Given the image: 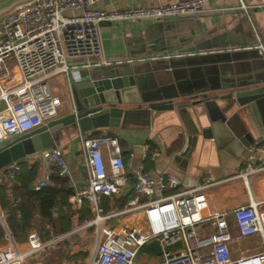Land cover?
<instances>
[{
    "label": "built area",
    "instance_id": "2783aa9c",
    "mask_svg": "<svg viewBox=\"0 0 264 264\" xmlns=\"http://www.w3.org/2000/svg\"><path fill=\"white\" fill-rule=\"evenodd\" d=\"M97 1L23 0L0 15V145L54 118L60 101L47 84L49 78L61 74L69 85L74 78L72 73L80 68L164 56L104 60L100 23L195 13L209 4V0H156L155 4L106 10L93 7ZM238 8L248 13L249 5L238 0ZM255 37V44L245 49L255 48L264 58V41L256 30ZM80 144L86 184L69 199L81 197L88 203L93 217L85 227L94 225V229L92 247L86 259L77 261L79 264H144V260H136V255L152 239L157 240L161 250L153 264H264V208L254 201L224 210L209 207L218 184L236 177L246 178L264 170V166L245 162L243 172L218 180L204 176L200 182L181 186L167 170L151 177L142 164L129 177L125 165L131 166L134 152L128 150L124 159L113 135L81 136ZM252 144L249 151H264V132ZM140 149L142 160L159 157V150L149 142H144ZM40 159L52 167V173L68 175V164L59 148L44 150ZM18 169V163H11L7 177L11 179ZM49 175L33 181L31 187L48 185ZM129 181L127 200L103 207L102 199L118 196ZM17 201L12 200V205ZM228 217L233 219L236 236ZM118 219L124 221L117 223ZM204 224L210 230H204ZM251 236H259L258 249L234 257L230 243ZM5 237L10 238L8 231ZM62 237L42 241L39 233L31 230L24 252L14 249L8 253L0 248V264H23L26 256L42 251ZM176 246L178 249H174Z\"/></svg>",
    "mask_w": 264,
    "mask_h": 264
},
{
    "label": "crops",
    "instance_id": "0c3cea01",
    "mask_svg": "<svg viewBox=\"0 0 264 264\" xmlns=\"http://www.w3.org/2000/svg\"><path fill=\"white\" fill-rule=\"evenodd\" d=\"M244 2L249 5L251 26L248 23L247 25L238 23L236 15H226L225 19L215 16L174 22L160 18L99 24L101 54L104 60L164 55L156 59L134 60L122 64L143 86L140 87V92L145 97L144 102L142 101L139 107L122 106L124 113L117 127H101L82 134L78 133L73 125H66L54 132L55 144L63 152L69 168L68 175L64 176L67 177L68 186L72 189V194L67 198L72 213L69 230L59 233L56 223L38 220L35 214L31 226L21 233L16 230V238H13L5 222V211L0 208V248L6 247L2 243L4 239L11 250L24 252L27 249L26 237L31 230H37L42 241L50 239H43L42 234L47 232L51 235L54 230L58 236L63 235L61 238L64 242L63 253L68 258L59 261L55 260L57 257L46 256L43 260L38 258L44 249H49L47 248L49 245L40 252L26 256L23 264H76L79 258L77 256L86 249L82 236L85 225L79 224L88 221L92 214L88 207V213L83 221L77 222L78 212L85 200L81 197H74L73 200L69 198L86 184L80 137L89 133L115 136L124 159L128 150L134 152L131 166L125 165L129 177L132 170L142 164L144 171L151 177H156L161 171L167 170L180 181L181 186H188L200 182L204 176L218 180L243 172L245 162L252 166H264V151L258 149L249 151L253 141L262 134L248 104H243L251 99L254 93L246 92L240 94L239 98H234L227 93V89H219L214 102L222 118L215 123L217 126L213 125L206 111H203V103H197L198 99L195 97L201 87L211 86L212 90L217 91V86H225L233 80L229 75V67L234 62L230 60L231 54L240 58L239 62L246 64V54L249 52H246L245 47L249 41L256 38L255 30L261 34L264 41V16L258 11V8L264 5V0ZM155 3L156 0H99L93 7L110 10ZM222 7L238 8V0H209L207 8L201 11ZM100 66L104 67L98 65L82 71L77 70L72 73L73 79L84 77L86 73ZM247 68V66L242 68L244 74L250 73ZM251 72L259 74L264 72V68L257 67ZM47 84L60 101L54 118L63 117L72 109L66 78L59 74L49 78ZM168 100L170 101L165 102ZM261 101L260 103L256 101L258 110L263 107ZM144 142H149L152 147L159 150L157 159L153 161L141 159L140 146ZM21 163L27 166L36 165L35 177L28 183V187L46 174H55L52 173L53 169L49 164L36 156L28 157ZM6 171L7 167L0 174V184L5 187L10 180ZM130 184L131 181L118 196L103 198V207L112 202L117 206L127 200L131 190ZM48 185H53V182L49 180ZM4 193L6 195L8 189H5ZM212 193L209 207L213 210L231 209L250 201L258 202L260 208H264V170L252 173L246 178L236 177L220 183ZM17 213L14 211L15 215ZM123 219L116 222L120 223L124 221ZM228 223L232 234L236 236L232 217H228ZM76 224L78 226H75ZM203 229L210 230V227L204 224ZM6 231L10 234L9 239L5 237ZM74 233L79 234L75 237ZM259 244V236H251L234 240L230 247L233 256L236 257L244 252L257 250ZM174 249H178V246Z\"/></svg>",
    "mask_w": 264,
    "mask_h": 264
},
{
    "label": "water",
    "instance_id": "95a60500",
    "mask_svg": "<svg viewBox=\"0 0 264 264\" xmlns=\"http://www.w3.org/2000/svg\"><path fill=\"white\" fill-rule=\"evenodd\" d=\"M1 1V0H0ZM264 16V5L258 8ZM232 15L238 17V23L250 25L249 14L243 13L239 8L222 7L211 11H198L183 15H170L163 17L164 20L179 21L196 19L200 17ZM150 20V19H144ZM251 28V27H250ZM256 42V38L246 45L251 46ZM215 47V46H214ZM153 48H155L153 46ZM246 64H242L240 58L231 54L234 61L230 68V77L233 79L225 86L219 85L218 90L213 87H201L199 93L195 95L197 103H203V111L217 124L222 118L220 110L216 107L214 99L219 89L228 90L229 95L239 98L240 94L253 92L254 95L243 104H248L251 109L260 133L264 132V72L252 73L257 67L264 68V58L255 48L247 49ZM122 64L117 63L100 66L93 71L86 73L84 77L72 79L69 83V94L71 95L72 109L63 117L50 119L40 127L26 132L2 145H0V174L11 163H21L28 157L36 156L41 158V152L46 149L57 147L55 144L54 132L66 125H73L78 133H88L101 127H117L123 115L122 106L126 108L139 107L145 99L140 92L143 87L140 81L134 77L133 73ZM106 66V67H105ZM247 66L250 73L244 74L242 68ZM160 90V89H159ZM161 92V90H160ZM214 93V94H212ZM257 95V96H256ZM160 99V97L158 98ZM262 100V101H261ZM165 101V102H169ZM263 105L258 110L257 102ZM144 102V101H143ZM257 105V106H256ZM125 108V109H126ZM262 110V111H260ZM216 123V124H215ZM217 126V125H216ZM189 145V143H187ZM58 148V147H57ZM152 250L155 255L160 254V247L156 239L148 241L145 245Z\"/></svg>",
    "mask_w": 264,
    "mask_h": 264
},
{
    "label": "trees",
    "instance_id": "16d2710c",
    "mask_svg": "<svg viewBox=\"0 0 264 264\" xmlns=\"http://www.w3.org/2000/svg\"><path fill=\"white\" fill-rule=\"evenodd\" d=\"M87 136L94 137L99 134L89 133ZM35 166L21 163L20 170L14 172L7 187L0 184V208L5 211V222L13 238H16V230L21 233L31 226L35 214H37L38 220L56 223L59 233L67 232L70 227L72 213L67 198L72 194V189L68 186L67 177L50 174L49 180L53 182V185L33 189L28 187V183L35 177ZM5 189H8L6 195ZM9 197L18 201L12 205V200H9ZM14 211L18 213L15 215ZM86 213H88V203L85 201L78 212L77 222H82ZM44 234L47 235V232ZM142 248L148 249L146 246Z\"/></svg>",
    "mask_w": 264,
    "mask_h": 264
},
{
    "label": "rangeland",
    "instance_id": "374dc122",
    "mask_svg": "<svg viewBox=\"0 0 264 264\" xmlns=\"http://www.w3.org/2000/svg\"><path fill=\"white\" fill-rule=\"evenodd\" d=\"M20 1H23V0H1L0 1V15L5 13L13 4H15L17 2H20ZM79 70L82 71V70H85V68H80V69H78V71ZM58 109L59 108L57 107V110ZM92 217L93 216L91 215V217H89V220L92 219ZM88 221H86V222H88ZM85 223L83 224V222H82L79 225L80 226H81V224L85 225ZM75 226H78V224H76ZM93 229H94V225H88L86 227L84 226V228H83L82 236L84 237V240H85L83 243L86 245V249H85V251L81 252L80 256H77V257H79L77 259L79 261H82V260L86 259L87 254L89 253L88 251L92 247V232H93ZM77 234H79V233H74L73 235H75V237H76ZM42 236H43V239L47 240V238L51 239L53 236H58V234H55V232L53 230L51 235L42 234ZM2 243L5 244L3 246H6L5 247L6 249L2 248V247H1V249L5 250V251L7 250L8 253H11V251H12L11 249L12 248H9V245L7 244V241L2 239ZM63 243L64 242H63V240H61V238L58 239L57 241L53 242V243H50L49 244L50 247H47L49 249H44V251L41 252V254L39 255L38 258H41L43 260L44 257L49 256L51 258L52 257H54V258L57 257V258H55L56 261L57 260L59 261V259H62V260L63 259H67L68 256L66 257L65 254L63 253V245H64ZM31 258H33V257H31ZM157 259H158V256H156L153 252H151V250L145 249V248H142L140 250V252L136 255V260L137 261L138 260H144L143 261L144 264H153V263H155L157 261ZM76 264H79V263L76 262Z\"/></svg>",
    "mask_w": 264,
    "mask_h": 264
}]
</instances>
